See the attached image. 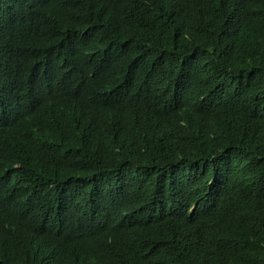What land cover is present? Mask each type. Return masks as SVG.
I'll return each mask as SVG.
<instances>
[{
    "label": "trees",
    "instance_id": "trees-1",
    "mask_svg": "<svg viewBox=\"0 0 264 264\" xmlns=\"http://www.w3.org/2000/svg\"><path fill=\"white\" fill-rule=\"evenodd\" d=\"M0 264H264V0H0Z\"/></svg>",
    "mask_w": 264,
    "mask_h": 264
}]
</instances>
